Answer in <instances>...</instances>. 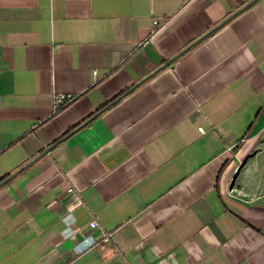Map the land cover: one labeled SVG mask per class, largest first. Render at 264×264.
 Masks as SVG:
<instances>
[{
  "label": "crops",
  "instance_id": "obj_1",
  "mask_svg": "<svg viewBox=\"0 0 264 264\" xmlns=\"http://www.w3.org/2000/svg\"><path fill=\"white\" fill-rule=\"evenodd\" d=\"M247 1L0 0V264H264V0L177 53Z\"/></svg>",
  "mask_w": 264,
  "mask_h": 264
},
{
  "label": "built area",
  "instance_id": "obj_2",
  "mask_svg": "<svg viewBox=\"0 0 264 264\" xmlns=\"http://www.w3.org/2000/svg\"><path fill=\"white\" fill-rule=\"evenodd\" d=\"M157 23L155 19H152L151 25L154 26ZM147 38H144L143 42H146ZM72 98V94L70 92H56L52 95V109L55 110L64 103H66L68 100ZM198 131L202 132V127L197 126ZM68 191L72 190L71 187L67 188ZM63 221L65 222V227L62 230V236L66 237L72 233V229L69 228V223L72 221V218L70 214H64L62 216ZM96 224V221L94 219H91L88 221L87 225L92 227ZM109 233H104L100 239L105 241L108 238ZM94 237H92L90 234L83 235L79 240H77L73 246L72 249L75 253H80L83 250L89 248L91 245L95 243Z\"/></svg>",
  "mask_w": 264,
  "mask_h": 264
},
{
  "label": "water",
  "instance_id": "obj_3",
  "mask_svg": "<svg viewBox=\"0 0 264 264\" xmlns=\"http://www.w3.org/2000/svg\"><path fill=\"white\" fill-rule=\"evenodd\" d=\"M253 0H249L247 2H245L242 6H240L239 8H237L236 10H234L231 14H229L227 17L223 18L222 20H220L219 22H217L215 25H213L212 27H210L208 30H206L203 34H201L200 36H198L197 38H195L194 40H192L190 43H188L186 46H184L181 50H179L177 53L181 52L182 50L186 49L187 47H189L191 44H193L195 41H197L198 39H200L203 35L207 34L208 32H210L212 29L216 28L217 26H219L221 23H223L227 18H229L230 16L234 15L236 12H238L239 10H241L242 8H244L245 6H247L249 3H251ZM176 54H174L171 58H173ZM167 61L163 62L162 64H160L159 66H157L156 68H154L152 71H155L156 69H158L159 67H161L162 65L166 64ZM151 71V72H152ZM150 72V73H151ZM52 146V144H49L46 149H49Z\"/></svg>",
  "mask_w": 264,
  "mask_h": 264
},
{
  "label": "trees",
  "instance_id": "obj_4",
  "mask_svg": "<svg viewBox=\"0 0 264 264\" xmlns=\"http://www.w3.org/2000/svg\"><path fill=\"white\" fill-rule=\"evenodd\" d=\"M125 91V89H121L119 90L116 94H114L108 101H112L114 100L115 98L119 97L123 92ZM104 105H106V102L103 103L102 105H100V107H103ZM91 115V114H90ZM79 123H75V124H72L70 126H68L61 134L58 138L54 139L51 144L53 143H56L59 139H61L64 135H66L69 131H71L72 129H74L76 126H78ZM2 179V178H0Z\"/></svg>",
  "mask_w": 264,
  "mask_h": 264
}]
</instances>
